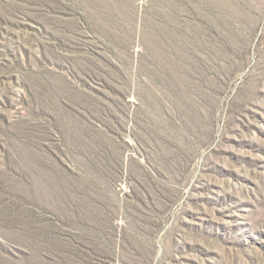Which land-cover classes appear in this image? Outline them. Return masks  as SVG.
<instances>
[{
	"label": "rangeland",
	"instance_id": "1",
	"mask_svg": "<svg viewBox=\"0 0 264 264\" xmlns=\"http://www.w3.org/2000/svg\"><path fill=\"white\" fill-rule=\"evenodd\" d=\"M0 264H264V0H0Z\"/></svg>",
	"mask_w": 264,
	"mask_h": 264
}]
</instances>
